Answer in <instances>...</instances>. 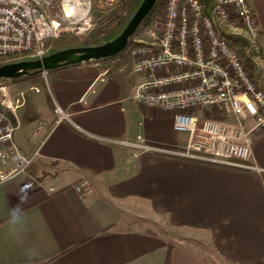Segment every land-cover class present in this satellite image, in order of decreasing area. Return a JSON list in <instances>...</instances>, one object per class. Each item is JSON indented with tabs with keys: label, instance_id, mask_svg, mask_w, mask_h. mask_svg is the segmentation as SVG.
<instances>
[{
	"label": "crops",
	"instance_id": "0c3cea01",
	"mask_svg": "<svg viewBox=\"0 0 264 264\" xmlns=\"http://www.w3.org/2000/svg\"><path fill=\"white\" fill-rule=\"evenodd\" d=\"M249 2L264 54V0ZM18 81L28 88L8 97L13 107L21 101L16 118L10 113L14 142L34 157L37 185L28 189L23 175L0 186V264H264V172L172 156L189 135L174 129L173 113L130 101L139 82L132 58ZM28 93L33 109L23 113ZM57 107L70 122L55 125ZM138 135L157 151L116 144ZM252 153L264 170V130L253 133ZM84 179L91 190L78 194ZM161 222L209 240L211 252L167 241Z\"/></svg>",
	"mask_w": 264,
	"mask_h": 264
},
{
	"label": "built area",
	"instance_id": "2783aa9c",
	"mask_svg": "<svg viewBox=\"0 0 264 264\" xmlns=\"http://www.w3.org/2000/svg\"><path fill=\"white\" fill-rule=\"evenodd\" d=\"M93 9L92 0H0V60H39L48 56V42L86 36L95 26ZM234 21L244 29L234 27ZM140 29L150 41L132 44L133 73L139 82L130 101L174 114V129L187 133L189 143L171 155L263 173L253 157L252 135L264 130V87L226 37L239 30L257 49L261 33L249 0H212L210 6L201 0H166L163 18ZM7 82L0 81V186L27 175L34 162L14 142L18 125L10 117H15V108L8 100ZM55 115V125L70 122L59 107ZM44 131L37 127L34 138ZM116 144L157 151L141 135L134 142ZM36 185L35 180L26 184L28 189ZM74 190L85 194L91 184L81 180Z\"/></svg>",
	"mask_w": 264,
	"mask_h": 264
},
{
	"label": "rangeland",
	"instance_id": "374dc122",
	"mask_svg": "<svg viewBox=\"0 0 264 264\" xmlns=\"http://www.w3.org/2000/svg\"><path fill=\"white\" fill-rule=\"evenodd\" d=\"M122 1L123 0H92L93 8H94L93 9V16L95 19L94 28L91 30V32L89 34H87L84 37H73V36H68V37L78 39V43L76 44L77 46L91 44L92 39L94 38L93 36L97 32L96 30L98 28V24L96 22V19L100 18L104 15L111 16L114 13L117 14L118 13V11H117L118 6ZM165 6H166V0H158L153 11L146 18V20L143 22V24L140 26V28L143 26L147 27L150 24V21L152 19H162L163 15H164V11H165ZM232 24H234V27H236L237 29H241V30L244 29L241 26V24H239L236 21H234ZM140 28L138 29L135 36L130 39L129 44L126 47V49L113 58H120L121 60L123 59V60L128 61L131 59L130 50H131L132 44L134 43L135 40L136 41L141 40V41H145V42L150 41V39L145 34V30L140 29ZM260 33H261V31H260ZM242 34L243 33H241V31L235 30V34L227 33L226 37L242 53V55L245 59V62H246V67L248 68L250 74L256 79V81L258 82V84L261 87H264V54L262 52H259L258 49H256V47L249 46V44L247 43L246 39L243 37ZM26 78H27V76L19 78V79H15V80H10V82H7V85L10 87L9 95L11 92H14V91L17 92V91H20L21 89L26 90L28 88L27 86H22V85H20V83H18L19 82L18 80H26ZM28 94H30V95H28V98L30 100H28L27 106L22 110L23 113L30 112L33 109L31 107V104H32L31 102L33 99L31 94H33V93H28ZM12 100L14 101L13 96H12ZM9 101H10V99H9ZM14 102L16 104V105H14L15 111L17 112L16 108L21 103V101L19 102L17 99H15ZM37 114H39V113H37ZM197 114L206 115V112H200L199 111V112H197ZM11 115L13 116V114H11ZM15 118H16V113H15ZM31 170H32V165L28 171V174L24 175L27 177L28 181L33 180L31 178V175H30ZM84 180H87V179H84ZM156 230H157V233L159 235H161L167 241H173L174 243L192 246V247L197 248L198 250H200L204 253H207V254L209 252H211V249H210L211 246L209 245V240H206L205 238H203L201 240H200V237L199 238L197 237V240L186 239V236H185L186 234H184L182 232H177V231L172 230V229H168L162 222L157 223Z\"/></svg>",
	"mask_w": 264,
	"mask_h": 264
},
{
	"label": "water",
	"instance_id": "95a60500",
	"mask_svg": "<svg viewBox=\"0 0 264 264\" xmlns=\"http://www.w3.org/2000/svg\"><path fill=\"white\" fill-rule=\"evenodd\" d=\"M158 0H144L124 31L114 40L91 47L62 50L39 60L21 61L0 67L1 80H15L25 76L75 66L89 61H99L117 56L126 49L131 38L153 11Z\"/></svg>",
	"mask_w": 264,
	"mask_h": 264
},
{
	"label": "trees",
	"instance_id": "16d2710c",
	"mask_svg": "<svg viewBox=\"0 0 264 264\" xmlns=\"http://www.w3.org/2000/svg\"><path fill=\"white\" fill-rule=\"evenodd\" d=\"M144 0H123L118 6V13L111 16L104 15L96 19L98 24L97 32L94 34L92 43L89 45L77 46L78 39L72 37H62L58 40L48 42L49 53L48 56L56 52L79 47L101 46L114 39H116L127 27L130 20L141 6ZM208 6L211 5L212 0H201ZM21 61H28L23 57H10L0 60V66L6 64H13Z\"/></svg>",
	"mask_w": 264,
	"mask_h": 264
},
{
	"label": "bare ground",
	"instance_id": "6f19581e",
	"mask_svg": "<svg viewBox=\"0 0 264 264\" xmlns=\"http://www.w3.org/2000/svg\"><path fill=\"white\" fill-rule=\"evenodd\" d=\"M28 61H30V60H28Z\"/></svg>",
	"mask_w": 264,
	"mask_h": 264
}]
</instances>
